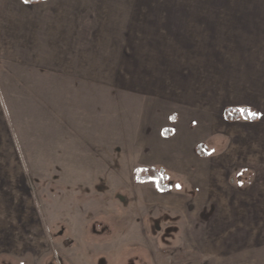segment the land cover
<instances>
[{
  "label": "crops",
  "instance_id": "1",
  "mask_svg": "<svg viewBox=\"0 0 264 264\" xmlns=\"http://www.w3.org/2000/svg\"><path fill=\"white\" fill-rule=\"evenodd\" d=\"M46 1L50 0H20L21 7L40 12L36 25H41L34 36L41 39L32 47L22 44L15 56L35 61L37 74L48 76L50 147L65 141L66 134L83 144L99 139L102 147L108 146L106 141L113 140L109 121H97L102 126L97 137L93 131H79L81 110H89L97 100L102 103L103 93L145 98L149 106L141 128L130 134V139L140 141L134 144L139 153L134 162L155 168L167 165L198 190L201 175L191 183L188 171L203 169L201 161L209 160L207 192L214 206L207 224L226 219L231 225L241 218L237 210L244 218L247 204L263 208L264 1L150 5L141 15L128 16L122 43L112 18L104 21L99 12L87 16L86 6L60 7ZM2 13L0 9V21ZM5 32L0 25V36ZM120 75H126L125 83H119ZM227 108L246 109L256 117L228 120ZM236 172L238 185L231 182ZM250 172L258 173L259 180L255 176L244 185V174ZM229 188H234L232 196ZM218 228L222 231L213 227V235L223 234L222 240L194 242V253L207 254L193 264H264V240L247 243L252 233ZM194 232L202 231L197 227Z\"/></svg>",
  "mask_w": 264,
  "mask_h": 264
},
{
  "label": "rangeland",
  "instance_id": "2",
  "mask_svg": "<svg viewBox=\"0 0 264 264\" xmlns=\"http://www.w3.org/2000/svg\"><path fill=\"white\" fill-rule=\"evenodd\" d=\"M220 2L249 1L50 0L45 3L86 6L87 16L99 12L104 21L112 18L122 43L128 16L141 15V10L150 5ZM20 4V0H0V9L5 11L0 25L6 30L0 36V264H168L170 258L193 264L197 257L207 254L194 253V242L205 245L225 238L220 233L213 235V227L219 232L222 229L218 227L245 236L248 235L245 232L252 233L247 236V243L264 240V202L261 209V205L253 209L254 206L247 204L246 211L242 210L246 213L244 218L237 210L236 215L241 218L233 220L231 225L226 219H214L212 224H207L214 206L213 197L207 192L209 160L201 161L203 169L188 171L193 175L191 183L197 174L201 175L197 179L201 185L198 190L184 176L166 169L167 165L156 168L171 186L169 191L159 190L155 180L138 181L137 171L148 167L134 162L139 155L134 144L140 141L130 139V134L141 128L139 122L149 106L145 98L103 93L102 103L97 100L88 106L89 110H81L79 131H93L97 137L102 134L97 121H109L113 140H107L105 147L110 148L102 147L99 139L83 144L69 134L65 141H56L54 149L53 145L50 147L51 140L47 137L52 125L47 120L52 103L48 99V76L46 72L37 74L35 61L15 56L22 44L32 47L40 41V37L34 36L41 25H36L41 19L40 12L34 13ZM21 30L23 34L18 33ZM125 78L126 75H120L119 83H125L122 82ZM89 120H96L95 125ZM244 175V185L255 176L259 180L258 173ZM237 176V172L232 173L234 185H238ZM230 189L234 188L226 191L232 196ZM196 191L198 196L194 198ZM197 227L202 231L199 235L194 232Z\"/></svg>",
  "mask_w": 264,
  "mask_h": 264
},
{
  "label": "trees",
  "instance_id": "3",
  "mask_svg": "<svg viewBox=\"0 0 264 264\" xmlns=\"http://www.w3.org/2000/svg\"><path fill=\"white\" fill-rule=\"evenodd\" d=\"M28 3H38L43 0H24ZM224 116L228 120H235L238 118L243 119H255V114L248 113L246 109H233L227 108L224 111ZM202 145H198V150L201 149ZM139 173L138 181L144 182L147 180H155L157 188L162 191H169L171 186L166 184L162 173L158 171L155 167H148L137 171Z\"/></svg>",
  "mask_w": 264,
  "mask_h": 264
},
{
  "label": "built area",
  "instance_id": "4",
  "mask_svg": "<svg viewBox=\"0 0 264 264\" xmlns=\"http://www.w3.org/2000/svg\"><path fill=\"white\" fill-rule=\"evenodd\" d=\"M168 264H187V263L183 261H177L175 259L170 258L168 261Z\"/></svg>",
  "mask_w": 264,
  "mask_h": 264
}]
</instances>
